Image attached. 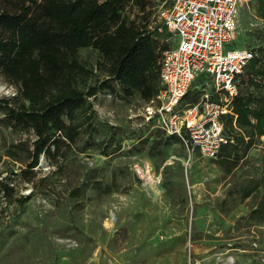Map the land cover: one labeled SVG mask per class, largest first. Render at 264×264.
<instances>
[{"label": "rangeland", "instance_id": "374dc122", "mask_svg": "<svg viewBox=\"0 0 264 264\" xmlns=\"http://www.w3.org/2000/svg\"><path fill=\"white\" fill-rule=\"evenodd\" d=\"M147 1L123 15L151 30L172 0ZM156 36L158 47L175 43ZM233 43L264 53L258 0L240 3ZM78 56L89 70L79 88L107 80L97 49ZM107 81L95 113L76 114L75 142L30 168L34 135L6 117L26 101L0 71V264H264V136L229 157L189 154L147 120L136 91ZM199 94L193 85L181 106Z\"/></svg>", "mask_w": 264, "mask_h": 264}, {"label": "trees", "instance_id": "16d2710c", "mask_svg": "<svg viewBox=\"0 0 264 264\" xmlns=\"http://www.w3.org/2000/svg\"><path fill=\"white\" fill-rule=\"evenodd\" d=\"M129 2L140 11L148 3L0 0V71L26 101L8 107L6 117L13 126L34 135L30 168L37 165L40 154L61 155L62 147L75 142L76 114L88 109L95 113L92 98L113 88L108 79L120 85L124 95L136 91L145 103L156 97L161 88L159 60L166 47H158L155 26L150 30L143 19L124 17ZM258 11L264 17V0H258ZM83 47L100 52L107 76L87 89L77 86V79L89 73L78 56ZM252 50L253 57L236 76L237 94L231 111L223 116L227 141L216 157H229L245 140L264 136V53ZM168 137L180 142L174 135ZM0 190H4L1 185Z\"/></svg>", "mask_w": 264, "mask_h": 264}, {"label": "built area", "instance_id": "2783aa9c", "mask_svg": "<svg viewBox=\"0 0 264 264\" xmlns=\"http://www.w3.org/2000/svg\"><path fill=\"white\" fill-rule=\"evenodd\" d=\"M242 1L172 0L158 10L156 31L171 33L175 43L161 53V88L145 117L178 137L189 154L215 158L227 141L223 116L237 94L236 76L254 54L232 46ZM193 85L199 97L181 106Z\"/></svg>", "mask_w": 264, "mask_h": 264}]
</instances>
